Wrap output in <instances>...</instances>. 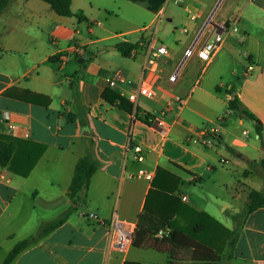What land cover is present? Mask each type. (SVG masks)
<instances>
[{
	"label": "crops",
	"instance_id": "0c3cea01",
	"mask_svg": "<svg viewBox=\"0 0 264 264\" xmlns=\"http://www.w3.org/2000/svg\"><path fill=\"white\" fill-rule=\"evenodd\" d=\"M88 1L76 15L72 0L73 16L58 15L43 0H13L0 14V109L29 131L23 140L45 146L26 175L11 162L0 166V264L18 241L71 204L74 169L87 154L100 165L85 202L11 264H167L171 258L188 264L204 245L219 253L217 264H264V206L246 219L231 257L228 245L232 215L251 189L264 190V0H128L138 6L120 3L115 9ZM166 13L174 28L168 43L158 36ZM142 15L149 24L137 21ZM221 23L238 31L213 59L204 64L194 56L183 63L199 31ZM151 33L168 55L143 73L145 53L137 45ZM121 43L133 44L136 55L121 52ZM74 44L84 55L70 52ZM179 68L177 81H170ZM117 71L126 82L113 89L109 80ZM141 81L156 91L139 100L147 114H159L173 95L185 100L168 115L166 139L128 110L127 95ZM234 91L243 110L261 122L262 137L253 120L229 107ZM116 94L124 107L109 99ZM47 99V105L31 102ZM205 128L219 130L213 145L200 142ZM130 143L143 146L144 161L136 160ZM139 169L152 172L153 180L132 176ZM114 213L137 229L126 252L112 247ZM169 217L174 227L166 224ZM172 233L187 245L174 253L150 245Z\"/></svg>",
	"mask_w": 264,
	"mask_h": 264
},
{
	"label": "trees",
	"instance_id": "16d2710c",
	"mask_svg": "<svg viewBox=\"0 0 264 264\" xmlns=\"http://www.w3.org/2000/svg\"><path fill=\"white\" fill-rule=\"evenodd\" d=\"M13 0H0V14L3 13L10 2ZM50 4L51 8L61 16H73L72 12V0H43ZM134 47L133 44L121 43L118 45L119 50L124 54L128 55L131 49ZM111 101L118 104L120 107H124L123 105V97L120 95H114ZM36 104H48V99L42 103L39 100L31 101ZM240 106V101L237 96H234L229 101V107L237 112ZM130 106L128 110L130 111ZM242 113L247 116L249 119L254 121L255 130L262 137L263 127L261 122L256 119V117L249 113L246 110H243ZM233 153L238 154L237 151L228 147ZM45 151V146L43 144H39L33 141H26L23 139L10 138L5 135L0 134V166H6L9 162L15 164L17 167L22 168V172L24 175L28 174L30 170L33 169L39 158ZM99 161L95 159L91 154H87L81 157L75 166L73 178L71 184L69 186L68 195L72 199L71 204L61 212L56 218L44 221L40 224L37 230L28 236L25 239L18 241L13 248L9 251L6 256L3 264H11L14 259L26 248L36 244L41 239L45 238L48 234H50L53 230L58 228L61 224H63L69 216L78 210L79 206L83 204L86 200L85 195L86 191L89 187L91 179L93 175L99 169ZM264 206V190H256L251 189L248 193L247 201L242 208V210L236 214L232 215V218L235 222V227L229 233V241L228 245L230 246L229 257L232 256V251L236 246V242L240 236V232L244 226V223L248 216ZM170 218H167L166 224L172 226V222ZM176 231V230H175ZM151 234L149 237H152ZM152 247L156 248L162 252H171L174 253L177 248H184L187 243L182 241L180 237L176 236L175 233H172L171 237H163L161 239L152 240ZM1 250V246H0ZM192 262L188 264H217L220 260L219 253L215 252L209 246H202L200 249L195 250L191 257ZM124 264H139L134 261L126 260ZM167 264H176L172 258L167 262Z\"/></svg>",
	"mask_w": 264,
	"mask_h": 264
},
{
	"label": "built area",
	"instance_id": "2783aa9c",
	"mask_svg": "<svg viewBox=\"0 0 264 264\" xmlns=\"http://www.w3.org/2000/svg\"><path fill=\"white\" fill-rule=\"evenodd\" d=\"M166 2L182 4L184 0H166ZM192 19H196V16H192ZM237 31V26L228 23H221L217 25V29L215 28L214 31H211V29H209L206 25L199 31L196 40L191 44V46L185 50L182 62L184 63L187 59L194 56H196L204 64L210 62L216 52L223 46L226 37L232 32ZM203 38L207 39L202 41L201 39ZM137 47L140 49L142 48L145 53L143 73L149 69H153V67L158 63L160 57L168 55L167 46L158 41L155 33H151V35L147 36V38L140 39ZM70 52L76 56L84 55V49L79 44H74L71 47ZM130 54L132 56L136 55V50H131ZM248 69L252 70L253 65L251 64ZM179 71L180 68L170 75V81H177ZM120 82H126V78L123 76L121 71H117L109 80V87L115 89L118 87ZM155 95V89L148 83L141 81L127 95L129 101L131 102L130 113L133 120L143 118L160 133L163 139H166L172 127V124L168 119V115L177 108L182 107L185 104V100L180 95H173L166 102L165 108L159 114H147L146 112H143L139 106L140 98L151 99ZM220 120H223V118ZM0 134L16 139H28L30 137L29 131L24 126L14 121L10 111L3 109H0ZM200 134V142L205 145H213V143L218 140L219 130L218 128H205L201 129ZM129 149L134 151L137 161H144L145 151L141 144L130 143ZM132 176L145 177L150 181L154 178L153 173L145 169H139L133 172ZM88 216L99 221V217L97 215L89 214ZM110 227L114 235L112 247L117 251L126 252L133 244V237L136 230L135 224L120 219L118 215L114 213L110 222Z\"/></svg>",
	"mask_w": 264,
	"mask_h": 264
},
{
	"label": "rangeland",
	"instance_id": "374dc122",
	"mask_svg": "<svg viewBox=\"0 0 264 264\" xmlns=\"http://www.w3.org/2000/svg\"><path fill=\"white\" fill-rule=\"evenodd\" d=\"M74 1L75 2H74L73 10H74L76 15L80 14V10H79L80 5L81 6H88V4H89L88 0H74ZM103 1L106 2L107 6H109L110 8H113V9H115V6L120 4V3L127 4V5H129V7L138 6V4H132V2H130L128 0H122V2H120V0H103ZM137 21L139 23H142V24H149V19L146 15L139 16L137 18ZM173 35H174V28H173L172 23H170L168 21V13H166L161 18L160 25L158 27V36L163 42L168 43L170 40H172ZM137 237H139V236H137V229H136L135 233H134L133 241L135 239H137ZM3 249H4V251L0 252V262H2V259L5 257V245L3 246Z\"/></svg>",
	"mask_w": 264,
	"mask_h": 264
},
{
	"label": "water",
	"instance_id": "95a60500",
	"mask_svg": "<svg viewBox=\"0 0 264 264\" xmlns=\"http://www.w3.org/2000/svg\"><path fill=\"white\" fill-rule=\"evenodd\" d=\"M235 96V91L233 92V94H232V97H234ZM244 109V106L243 105H240L239 106V108H238V110H237V113L240 115V116H242V110Z\"/></svg>",
	"mask_w": 264,
	"mask_h": 264
}]
</instances>
